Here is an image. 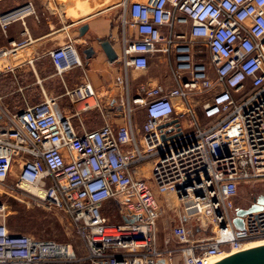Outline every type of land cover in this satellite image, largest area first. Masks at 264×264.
Returning a JSON list of instances; mask_svg holds the SVG:
<instances>
[{
	"label": "built area",
	"instance_id": "obj_1",
	"mask_svg": "<svg viewBox=\"0 0 264 264\" xmlns=\"http://www.w3.org/2000/svg\"><path fill=\"white\" fill-rule=\"evenodd\" d=\"M121 6L128 21L118 59L146 71L156 58L169 81L139 82L132 95L126 81L114 105L120 123L105 117L85 73L64 87L71 112L49 95L12 109L0 104V264H172L175 253L181 264H212L264 240V204L240 215L242 228L234 223L236 210L252 203L240 206L239 190L264 179V0ZM33 12L25 2L1 12L0 24ZM14 48H1L0 57ZM47 53L59 76L83 64L70 36ZM93 108L104 121L86 128L79 119L76 127L72 117ZM137 108L144 118L136 125ZM7 195L62 211L79 247L10 229ZM110 200L122 222L102 213ZM162 205L179 215L160 240Z\"/></svg>",
	"mask_w": 264,
	"mask_h": 264
},
{
	"label": "crops",
	"instance_id": "obj_2",
	"mask_svg": "<svg viewBox=\"0 0 264 264\" xmlns=\"http://www.w3.org/2000/svg\"><path fill=\"white\" fill-rule=\"evenodd\" d=\"M29 1L33 4V13L23 18H17L5 27L0 24V49L11 48L16 45L12 53L0 57V100L5 93L2 85L6 80L18 82V77L22 78L24 76L23 71L26 69L32 75L33 83L38 90V100L47 95L54 96L57 98L61 109L71 112L73 106L68 103L63 95L64 87L75 86L82 80L85 73L89 82L97 90L99 100L105 111V117L114 123H120L122 120L119 116L120 106L114 107L115 104L121 102V96L119 97L117 92L120 89V70L116 65L119 59L110 61L104 55L99 40L108 38L112 42L117 56L120 55L122 47L120 50L118 49L120 42L117 39V27L115 24H111V17L103 12L106 9L118 7L122 1L117 4L112 2L107 5H111L110 7H106L102 11L92 12L96 6L93 0H79L78 4L74 3L76 5L73 4L74 0H0V13ZM53 2L55 5L52 4ZM60 11L68 18H60V20L56 18V15L60 16ZM72 14H76V16L72 17ZM82 24L87 25L83 34L80 33L79 28ZM67 36L76 41L83 64L67 69L59 76L54 72L47 51L63 44ZM90 45L93 46L94 51L90 57H85L83 50ZM5 64L13 66V71L6 70ZM40 65H43L41 72L39 70ZM13 90L14 92L20 90L22 96L24 95L20 86ZM93 110L96 112H92ZM91 112L95 114V117L99 114L98 110L93 108L80 114L79 117H72L74 125L78 127V121L81 119L84 127L90 128L88 122L94 123L90 120L92 119L89 116ZM97 118L100 119L98 120L100 124L104 121L100 114ZM98 122L96 121V124Z\"/></svg>",
	"mask_w": 264,
	"mask_h": 264
},
{
	"label": "rangeland",
	"instance_id": "obj_3",
	"mask_svg": "<svg viewBox=\"0 0 264 264\" xmlns=\"http://www.w3.org/2000/svg\"><path fill=\"white\" fill-rule=\"evenodd\" d=\"M90 1V0H88ZM95 1L94 4L96 5L92 12H99L106 9V7L112 2L115 4L120 3L122 0H93ZM79 0H74L73 4H78ZM55 5V3H52ZM74 4V5H76ZM114 4V5H115ZM76 8V7H75ZM70 12V10H68ZM103 13L108 14L111 17V24H115L117 27L118 35L117 39L119 43V50L122 47V38L125 27H123L124 19L128 21V13L125 12L124 8L121 4L118 7L113 9H106ZM60 16L56 15V18H68L66 15L60 11ZM76 16V14H72ZM102 15V14H101ZM58 22L59 20L56 19ZM127 24V23H126ZM128 27V24L126 25ZM131 31L132 27H128V31ZM118 46V45H117ZM154 62V63H152ZM150 63L149 68L146 72L133 70L130 67H125L121 61H117L116 65L119 67L120 77H119V86L120 89L117 91L118 96L120 97L122 93H124V85L125 82L128 81L130 86L131 95L136 93L137 90V83L144 82V81H159L168 83L169 77L168 72L166 70V64L159 62L156 58L153 59ZM43 65H40L39 70L41 72V68ZM47 68V67H46ZM23 77H18V82L12 80H6V82L2 85L4 89V95L0 100V104L6 106L9 109L15 108L16 106L24 105V102L28 104H32L39 99L38 90L33 83L32 75L29 73L28 70L23 71ZM154 78V79H153ZM21 87L23 89V96L22 91L18 90L17 92L13 89L17 87ZM117 96V97H118ZM108 104V103H107ZM200 109V104H198L197 110ZM92 112H96L93 110ZM90 113L89 116L90 120L94 123H89L88 126L92 128L93 126L99 124L98 118L95 117L94 113ZM199 112V111H198ZM94 114V115H93ZM99 116V114H98ZM134 123L140 124L144 118L143 112L141 109L135 110V114L133 115ZM200 120L205 122L203 117L200 115ZM96 121L98 122L96 124ZM151 162L147 161L143 165V172L147 177H149L150 173ZM257 183L243 187L239 190L236 202L239 203L240 206H247L251 203L250 197L253 195H258L260 192H264V179H258ZM158 197V195H157ZM257 197V196H255ZM159 198V197H158ZM5 200H7L8 204V212L6 215V224H8L9 228L12 230H16L19 232L28 233L34 237H41L45 239H56L59 241H70L75 246L80 245V240L75 235L73 227L71 223L68 221L67 217L57 208L51 207L46 208L41 205H37L36 202L28 196L22 195H7ZM102 213L107 217L109 221L114 222H122L121 214L118 211L117 206L114 204L112 200L107 201L103 204ZM179 215V207H169L165 208L163 205L161 207V211L159 216L157 217L156 227H157V234L160 240L166 235L170 226L176 223L178 220ZM172 264H181L180 263V256L178 254H174L172 257Z\"/></svg>",
	"mask_w": 264,
	"mask_h": 264
},
{
	"label": "water",
	"instance_id": "obj_4",
	"mask_svg": "<svg viewBox=\"0 0 264 264\" xmlns=\"http://www.w3.org/2000/svg\"><path fill=\"white\" fill-rule=\"evenodd\" d=\"M79 28L80 33L83 34L87 29V25L82 24ZM99 43L104 55L110 61L118 59L112 42H110L108 38L99 40ZM93 51V46L90 45L83 50V53L85 57H90ZM252 201L253 202L248 207L238 208L236 210L234 223L237 227H243L240 215H243L245 212L258 210L262 206V204H264V195L260 193ZM212 264H264V242L257 245L245 247V249L231 252L230 254L217 259Z\"/></svg>",
	"mask_w": 264,
	"mask_h": 264
},
{
	"label": "bare ground",
	"instance_id": "obj_5",
	"mask_svg": "<svg viewBox=\"0 0 264 264\" xmlns=\"http://www.w3.org/2000/svg\"><path fill=\"white\" fill-rule=\"evenodd\" d=\"M76 14H78V12H76ZM78 15H79V14H78ZM261 242H264V240H263V239H260V240H254V241L249 242L247 245H248V246L257 245V244H260Z\"/></svg>",
	"mask_w": 264,
	"mask_h": 264
},
{
	"label": "flooded vegetation",
	"instance_id": "obj_6",
	"mask_svg": "<svg viewBox=\"0 0 264 264\" xmlns=\"http://www.w3.org/2000/svg\"><path fill=\"white\" fill-rule=\"evenodd\" d=\"M256 195H253L250 197V201L253 202L252 200L255 198Z\"/></svg>",
	"mask_w": 264,
	"mask_h": 264
},
{
	"label": "trees",
	"instance_id": "obj_7",
	"mask_svg": "<svg viewBox=\"0 0 264 264\" xmlns=\"http://www.w3.org/2000/svg\"><path fill=\"white\" fill-rule=\"evenodd\" d=\"M97 117H98V116H97ZM97 117H96V118H97ZM99 118H100V117H99ZM99 124H100V123H99Z\"/></svg>",
	"mask_w": 264,
	"mask_h": 264
}]
</instances>
